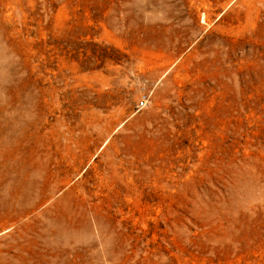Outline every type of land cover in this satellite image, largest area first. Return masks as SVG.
Wrapping results in <instances>:
<instances>
[{"label":"rangeland","instance_id":"rangeland-1","mask_svg":"<svg viewBox=\"0 0 264 264\" xmlns=\"http://www.w3.org/2000/svg\"><path fill=\"white\" fill-rule=\"evenodd\" d=\"M0 264H264V0H0Z\"/></svg>","mask_w":264,"mask_h":264},{"label":"built area","instance_id":"built-area-1","mask_svg":"<svg viewBox=\"0 0 264 264\" xmlns=\"http://www.w3.org/2000/svg\"><path fill=\"white\" fill-rule=\"evenodd\" d=\"M145 103H146L145 98H140V100L138 101L137 107L143 108L146 105Z\"/></svg>","mask_w":264,"mask_h":264}]
</instances>
